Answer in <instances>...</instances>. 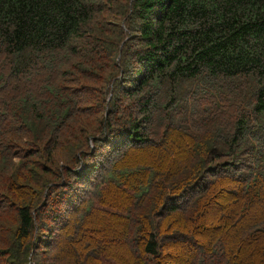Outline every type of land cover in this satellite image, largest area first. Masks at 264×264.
<instances>
[{
    "label": "trees",
    "instance_id": "16d2710c",
    "mask_svg": "<svg viewBox=\"0 0 264 264\" xmlns=\"http://www.w3.org/2000/svg\"><path fill=\"white\" fill-rule=\"evenodd\" d=\"M0 264H264V0H0Z\"/></svg>",
    "mask_w": 264,
    "mask_h": 264
}]
</instances>
